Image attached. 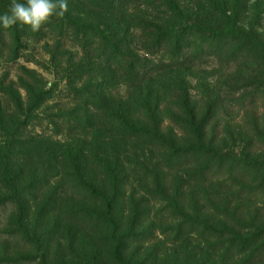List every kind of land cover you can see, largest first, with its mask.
I'll list each match as a JSON object with an SVG mask.
<instances>
[{
    "label": "trees",
    "instance_id": "16d2710c",
    "mask_svg": "<svg viewBox=\"0 0 264 264\" xmlns=\"http://www.w3.org/2000/svg\"><path fill=\"white\" fill-rule=\"evenodd\" d=\"M141 1L67 0L65 17H53L38 32L0 27V55L9 63L24 57L26 40L53 36L45 46L50 66L34 57L28 61L55 73L60 96L72 103L50 113L57 89L25 66L19 83L0 79V205L16 207L5 241L34 250L0 257V263L130 264L123 256L127 242L135 240L134 227L121 231L120 220L128 211L135 225L148 203L162 205L175 221L174 245L189 254L188 240L199 241L200 258L185 264H264V227L237 219L221 196L227 189L238 198L261 195L264 203V161L215 147L206 131L229 106L264 103V41L242 25L240 0ZM132 2H141L150 17L128 14ZM213 58L238 63L248 75L224 96L207 89L194 97L185 70ZM123 88L127 95L115 101L114 90ZM35 121L50 123L58 136L82 132L94 138L91 145L24 138L23 130ZM166 121L182 129L181 141L173 130H163ZM64 195L93 204L69 211L90 226L87 236L93 239H84L77 261L58 263L49 259L58 230L49 222ZM202 198L217 219L204 215Z\"/></svg>",
    "mask_w": 264,
    "mask_h": 264
},
{
    "label": "rangeland",
    "instance_id": "374dc122",
    "mask_svg": "<svg viewBox=\"0 0 264 264\" xmlns=\"http://www.w3.org/2000/svg\"><path fill=\"white\" fill-rule=\"evenodd\" d=\"M7 1L0 0V14L8 11L10 4ZM193 1L197 2L198 0ZM141 2L137 4L136 2L130 3V6L127 8L128 14L141 19L150 17L149 13L152 14L151 11L148 13V10L145 9ZM189 5H193V3ZM239 5L242 8L240 16L242 25L248 30L254 29L262 41H264V0H240ZM43 32L47 33L48 30H44ZM52 37V35H49L47 39H52ZM47 39L38 41L35 38H30L26 40L23 51L24 57L16 62H6L5 58L0 55V79H4L6 83H19L18 79L21 75L19 69L21 66L38 71L46 77L52 88L57 89L55 92L57 93V99L48 103L50 113H57L58 107H62L65 110H69L72 107L70 100L60 96L61 92L59 93V91L62 85H57L55 73H48L34 62L28 61V58L34 57L33 59L50 66V57L45 48ZM48 42L50 46H54L52 40ZM138 47L139 45H137V50L139 49ZM185 71V81L194 97H200L207 89H220L219 91H223L224 96L225 91H230V86L239 80L241 76L248 75L245 72L247 71L246 68L244 70L238 66V63L235 65L234 63L223 62V60L217 58H213L201 66H190ZM17 87H19L18 84ZM19 90L23 97H25L24 91L20 88ZM126 95V89L124 88L114 90L115 101H118L121 96ZM3 102L5 107H8L7 100L3 98ZM8 109V113H12L13 107L12 109ZM172 125L173 123L171 121H166L163 130L166 133L173 130L178 140L181 141L184 132L178 126ZM52 129L50 123L46 121H43L42 124L35 121L23 130L24 138H37L38 140L51 139L53 141H63L72 138L74 143L84 144L85 141L89 145H91L92 139L94 138V134L85 135L82 132L74 134L70 138L65 135L58 136ZM206 131L208 134L207 140L214 141L215 147L223 150L231 149V151H235L237 154L247 153L253 159L264 161L263 102H258L257 105H250L246 102L243 106L233 105L232 107H227L226 110L222 111L211 121ZM213 180V182L217 183L222 181V179L217 178ZM214 196L218 197L219 195L213 194V199L216 200L217 198H214ZM221 196H223V199L229 201L231 213L235 212L237 219L255 227H264V203L260 201L262 199L260 197L261 195L257 197L245 196V198H238L239 195H233L232 192L224 189V193ZM38 197L39 205H42L45 201L44 194L40 193ZM216 202L218 203V201ZM185 203L188 211H190L188 197ZM200 203L205 205V210H203L204 215L213 217V220L217 219L216 214L210 212L207 201L202 198ZM91 205L93 204L78 195H64L58 200L52 212L51 221L49 222V227H57L58 229L51 250L49 251V259L51 261L58 263L77 261L79 256L84 253V239H93V235L89 236L90 238L87 236V234L92 233L90 226L80 220L74 219L72 216L70 217L69 211L72 208H84V206L90 207ZM140 209L144 210L145 214L142 219L140 216V219L135 225L133 224L131 226L132 219L128 211L123 212L120 220L121 231L134 227L135 240L127 242V248L123 256L127 262L130 264H185V262L191 263L196 258H200L198 252L199 241L196 238L188 240L189 254H187L188 250L185 247L174 245L176 239L170 229L175 226V221L167 215L162 205L153 206L148 203H143ZM15 213L16 207L12 203L0 205V257H13L18 254L25 255L34 253L33 247L31 246H26L14 239L5 241L9 239L5 231L10 228V221L13 219ZM222 218L226 219L225 217ZM229 221L232 223L231 219ZM104 264H108V262ZM111 264L114 263L111 262Z\"/></svg>",
    "mask_w": 264,
    "mask_h": 264
},
{
    "label": "clouds",
    "instance_id": "9594fccd",
    "mask_svg": "<svg viewBox=\"0 0 264 264\" xmlns=\"http://www.w3.org/2000/svg\"><path fill=\"white\" fill-rule=\"evenodd\" d=\"M68 11L67 0H11L8 11L0 14V27L27 26L31 32H38L53 17L64 18Z\"/></svg>",
    "mask_w": 264,
    "mask_h": 264
}]
</instances>
